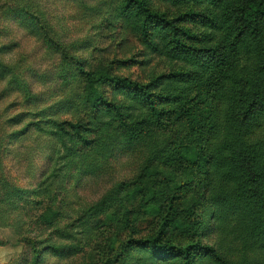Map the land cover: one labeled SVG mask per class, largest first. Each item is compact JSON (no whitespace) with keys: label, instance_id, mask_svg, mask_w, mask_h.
<instances>
[{"label":"rangeland","instance_id":"obj_1","mask_svg":"<svg viewBox=\"0 0 264 264\" xmlns=\"http://www.w3.org/2000/svg\"><path fill=\"white\" fill-rule=\"evenodd\" d=\"M242 3L0 0V264H264L227 196L264 76Z\"/></svg>","mask_w":264,"mask_h":264},{"label":"trees","instance_id":"obj_2","mask_svg":"<svg viewBox=\"0 0 264 264\" xmlns=\"http://www.w3.org/2000/svg\"><path fill=\"white\" fill-rule=\"evenodd\" d=\"M237 18L243 29L256 34L261 32L264 19V0H243L237 9ZM77 72L89 86L106 85L111 81L106 74L97 76L86 71L82 66L77 67ZM250 86L251 88L244 94L245 99L238 110L236 135L231 144L225 147L230 149L229 155L232 164L230 173L234 177L232 180L234 189L231 194H227L229 201L230 199L233 201H231L232 210H230L246 222L247 235L252 238V236H259L257 232L264 236V191L263 188H260V184L263 182L264 162L259 159H264V148H258V146L264 145V141L251 144L246 139L247 130L255 122V113L263 119L264 132V76L251 80ZM254 129L258 130L259 125ZM256 169H259L258 174H256ZM151 244L156 250L161 248L154 241ZM175 252L178 258L183 259L184 264H189L190 257L187 249L177 248ZM215 259L220 262L219 264L223 262L216 255Z\"/></svg>","mask_w":264,"mask_h":264}]
</instances>
